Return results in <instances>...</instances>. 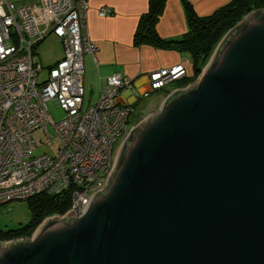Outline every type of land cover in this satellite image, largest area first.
<instances>
[{
	"label": "water",
	"instance_id": "1",
	"mask_svg": "<svg viewBox=\"0 0 264 264\" xmlns=\"http://www.w3.org/2000/svg\"><path fill=\"white\" fill-rule=\"evenodd\" d=\"M0 264H264V9L129 130L84 208L0 242Z\"/></svg>",
	"mask_w": 264,
	"mask_h": 264
},
{
	"label": "built area",
	"instance_id": "2",
	"mask_svg": "<svg viewBox=\"0 0 264 264\" xmlns=\"http://www.w3.org/2000/svg\"><path fill=\"white\" fill-rule=\"evenodd\" d=\"M86 8V0H25L16 7L0 0V205L70 189L66 212L78 200L84 208L103 187L131 128V106L116 102L131 85L126 77L106 76L95 103L84 107L83 59L88 55L95 62L96 52L86 35ZM50 35L61 45L62 57L38 82L41 68L32 64V49ZM183 62L148 74V92L165 91L185 77ZM48 102L63 112L60 121L48 115ZM39 130L58 141L53 156L32 155Z\"/></svg>",
	"mask_w": 264,
	"mask_h": 264
},
{
	"label": "crops",
	"instance_id": "3",
	"mask_svg": "<svg viewBox=\"0 0 264 264\" xmlns=\"http://www.w3.org/2000/svg\"><path fill=\"white\" fill-rule=\"evenodd\" d=\"M230 1L186 0L197 18L210 16ZM86 4V35L94 44L96 52L95 62L88 55L83 59L84 107L95 103L99 89L108 75L117 74L134 83L143 81L145 77L147 79V75L153 71L172 67L182 60L189 72L188 56L179 51L177 45H173L187 32L185 14L179 0H166L152 25L154 37L160 41L159 44L152 37H135L138 23L147 9V0H86ZM99 11H105V16L99 17ZM61 57L62 48L56 60L48 67ZM124 93L126 89L121 90L116 98L120 105L125 104L121 97ZM168 93V90L158 91L164 97ZM142 109L136 108L137 113L141 110L137 115L145 110Z\"/></svg>",
	"mask_w": 264,
	"mask_h": 264
},
{
	"label": "trees",
	"instance_id": "4",
	"mask_svg": "<svg viewBox=\"0 0 264 264\" xmlns=\"http://www.w3.org/2000/svg\"><path fill=\"white\" fill-rule=\"evenodd\" d=\"M165 1L147 0V9L138 23V29L135 34L136 38L141 35L143 37L146 36V38L152 37V40L155 39L152 25L161 12ZM179 1L185 14L187 32L173 45H177L179 51L188 56L190 69L185 77L174 82L177 88L184 87L193 82L206 64L216 44L229 29L238 23L247 13L253 10L264 9V0H232L210 16L197 18L193 15L191 7L186 0ZM155 42L159 44L160 41L156 40ZM168 45L170 44L168 43ZM131 108L133 114L137 106L132 105ZM137 114L136 112L135 115H131L132 122L137 117ZM70 193L71 190L69 189L58 195L41 193L27 199L25 202L28 205L29 221L16 229L0 231V242L28 239L37 224L43 219L63 215L70 207Z\"/></svg>",
	"mask_w": 264,
	"mask_h": 264
},
{
	"label": "rangeland",
	"instance_id": "5",
	"mask_svg": "<svg viewBox=\"0 0 264 264\" xmlns=\"http://www.w3.org/2000/svg\"><path fill=\"white\" fill-rule=\"evenodd\" d=\"M24 1L25 0H6L7 3L13 5L14 7L22 4ZM59 50H61V46L59 42L54 39L53 36H48L44 38L39 44H37L32 49V64L34 66L39 65L41 68V72L38 74L37 77L38 82L45 79L46 68L56 60L59 54ZM191 83L187 84L186 86L190 85ZM181 88H177L176 83L174 82L168 84V86L166 87L169 93L175 89ZM165 97L163 95L160 96L158 94V91L150 93L148 97L145 98V104L143 106V109L145 110L143 111L142 109L143 112L137 115V117L133 119V122H130L131 128L140 121H142L146 116L155 113L160 103ZM46 106L47 113L54 123L60 121L63 118V112L59 108H56L51 102H48ZM140 112L141 110L138 111V113ZM135 113L136 112H133V114L131 115H135ZM46 130L49 135H52V130L49 125L46 126ZM35 136L39 137L40 142H36V147L33 150L32 155L39 156L42 154H47L53 156L56 148L58 147V141L55 138L45 139L41 130L37 131ZM117 144L118 142L115 144V147L117 146ZM28 221L29 210L27 202L11 201L0 205V231L16 229L22 225H25ZM42 221L37 224L36 228L42 223Z\"/></svg>",
	"mask_w": 264,
	"mask_h": 264
}]
</instances>
